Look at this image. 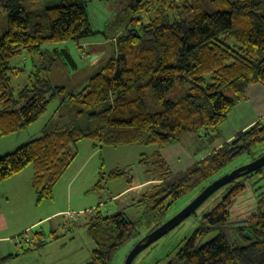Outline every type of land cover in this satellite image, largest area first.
I'll list each match as a JSON object with an SVG mask.
<instances>
[{"label": "trees", "instance_id": "1", "mask_svg": "<svg viewBox=\"0 0 264 264\" xmlns=\"http://www.w3.org/2000/svg\"><path fill=\"white\" fill-rule=\"evenodd\" d=\"M114 2L125 3L132 17L114 36L113 55L80 86L66 90L53 84L50 72L57 58L76 68L67 47L42 46L73 41L81 49L83 39L106 37L91 27L86 1L32 7L26 0H0V137L37 120L50 101L59 100L48 130L0 154V183L32 165L36 203L52 198L80 140L161 149L190 133L202 141L200 150L206 149L219 139L220 125L246 98L245 90L254 83L264 85V0ZM23 53L38 58H33L28 82L15 94L10 72L21 68L9 63ZM262 142L264 123L258 121L177 174L155 152L152 163L160 180L139 200L149 203V229L163 222L178 198L200 191L236 158L259 156L253 149ZM100 174V179H113L123 171ZM254 176L255 205L246 218L232 222L228 207L244 192V181ZM224 188L221 199L202 215L196 229L177 246L175 260L167 264H264V167ZM83 224L95 244L86 264H111L136 232L123 212L104 215L97 210ZM37 234V242L26 251L45 246Z\"/></svg>", "mask_w": 264, "mask_h": 264}, {"label": "rangeland", "instance_id": "2", "mask_svg": "<svg viewBox=\"0 0 264 264\" xmlns=\"http://www.w3.org/2000/svg\"><path fill=\"white\" fill-rule=\"evenodd\" d=\"M26 1L32 7H38L42 4H52L61 0ZM85 1L91 27L105 33L106 37L110 38L109 42L113 47L112 37L122 33L125 27L129 25V19L132 17L130 10L124 6L125 3L116 5L114 0ZM57 44L51 45L49 48L67 47L79 67L87 64L85 62L86 57H81V50L73 41ZM33 58L37 61L38 54L32 56L23 53L10 61V67L21 68V71L15 69L14 73L10 72L11 83L15 94L28 82V76L34 70ZM58 66H63L60 58H57L51 67L50 75H53L52 78L55 82L57 81V73L55 70L58 69ZM70 71L67 68H63L62 75L66 74L67 76H71ZM58 103L59 100L57 98L50 101L45 112L37 120L16 132L0 137V142L13 140L15 143L18 142L17 145H19L20 143H25V141L40 136L43 130L50 128L48 123H50L49 121ZM189 134L185 133L181 141L182 139L186 140ZM201 143L202 141L198 140L193 147L196 146L201 149ZM92 144L94 147H92ZM156 148L155 145L142 143L112 146L103 145L99 141L90 139L80 140L77 143V156L65 173L55 183L52 190V198L43 199L40 203L33 202L31 205L32 212L36 216L41 212L49 213L54 209H61L63 211L58 214L59 216L44 219L36 228L29 229V232L27 230L26 232L30 234L31 238L33 236L32 242L29 243L20 239V233L15 237L17 241H22L25 250V248L33 247L32 243L37 242L38 234L36 235V232H38L41 234L43 240L46 241L45 246L40 249H30L27 251L19 249L17 251L20 254L18 257L3 262L2 264H86L95 244L87 226L83 223L88 216H91L97 210H100L104 215L123 212L134 223L136 232L120 247L111 261V264H124L128 253L147 234L151 223L146 221L149 203L145 201L139 202L144 190L140 188L137 190H134L135 188H129L119 195L118 193L128 188L132 183L131 180L138 181V179L146 178L145 171L147 172L149 170L152 172V169H150L151 154ZM210 148L209 146L206 149L199 150V153L194 154V157H197V160L201 159ZM254 152V155L264 152V142L256 146L253 149ZM91 153H93L92 156L87 160ZM141 157L146 159L140 165L138 160ZM251 159L248 155L236 158L222 168L216 177L248 163ZM28 166V168L32 169L31 164ZM114 169L123 171V174L113 179H100V173L106 174ZM256 179H258V176H254L252 180L244 181L246 186L244 192L233 198L232 203L229 205L228 211L232 222L246 218L253 209L252 207L255 205V191L252 189L251 182ZM198 192V189H195L178 198L161 220H168L175 215ZM224 193V187L213 193L194 213L184 219L178 226L142 250L134 258L132 264H167L169 261L175 260V250L179 243L196 229L202 215L211 209L221 199ZM79 211L87 212L76 221L69 219L65 215L67 212L76 213Z\"/></svg>", "mask_w": 264, "mask_h": 264}, {"label": "crops", "instance_id": "3", "mask_svg": "<svg viewBox=\"0 0 264 264\" xmlns=\"http://www.w3.org/2000/svg\"><path fill=\"white\" fill-rule=\"evenodd\" d=\"M112 39L113 47L109 42L110 38L105 37L103 34H97L93 37L83 39L80 42L82 46L80 55L81 57H86L85 62L87 64L83 65V67H79L74 57L70 54L76 68H71L62 61L63 66H58V69L55 70L57 73V81L55 82L52 78L53 75H50L53 84L62 86L66 90H72L80 86L88 77L97 72L105 61L113 55L115 37ZM51 45L58 44H45L42 46V49H50L49 46ZM88 57L90 58L88 59ZM63 68L71 70L70 73L72 75H62ZM245 97L243 101L236 103L232 107L226 121L220 125L219 139L210 145V151L230 141L239 132L249 129L256 122L260 121L264 123V85L260 83L250 85L245 90ZM196 141L198 140L192 134H189L186 140L182 139L181 141L180 139L161 149L156 148L153 150L151 154L152 160L150 161V169H152V172L147 170V172L145 171L146 178L138 179V181H134V179L131 180L132 183L129 187L120 191L118 195L129 188H135L134 190L140 188L145 191L151 184L159 182V171L152 163L153 154L157 151L166 162L172 174H177L193 165L197 162V157H194V154L199 153L200 150L196 146L193 147ZM17 144L18 142L15 143L13 140L0 142V154L13 150L23 143ZM92 147H94L93 144ZM93 153L88 156L87 160L90 159ZM140 159L138 162L141 165ZM28 167L29 166L25 167L19 173L0 183V260L7 257L4 262L18 257L20 255L17 252L19 249L26 251L27 248L24 250L22 241H17L15 238L19 233L21 234V231L24 232L27 229L36 228L44 219L59 216L58 214L63 211L61 209H54L49 213L41 212L37 214V216L33 214L31 205L35 202L36 195L31 184L33 168L31 169ZM2 263L3 262L0 264Z\"/></svg>", "mask_w": 264, "mask_h": 264}, {"label": "water", "instance_id": "4", "mask_svg": "<svg viewBox=\"0 0 264 264\" xmlns=\"http://www.w3.org/2000/svg\"><path fill=\"white\" fill-rule=\"evenodd\" d=\"M264 167V152L248 163L236 167L233 170L217 176L206 184L197 195L180 211L173 215L168 220L163 221L158 226L149 229L147 234L142 237L128 253L124 264H132L134 258L145 248L156 242L159 238L164 236L170 230L178 226L184 219L189 217L194 211L213 193L227 184L235 181L237 178L252 173Z\"/></svg>", "mask_w": 264, "mask_h": 264}, {"label": "built area", "instance_id": "5", "mask_svg": "<svg viewBox=\"0 0 264 264\" xmlns=\"http://www.w3.org/2000/svg\"><path fill=\"white\" fill-rule=\"evenodd\" d=\"M86 212L87 211H79V212H67L65 215L69 218V219H71V220H77L78 218H80V217H83L84 216V214H86ZM81 215V216H80ZM27 230H29V229H27ZM27 230H25L24 232H22L19 236H20V238L22 239V240H24L25 242H32V240H33V236H32V238H31V236H30V234H28L26 231Z\"/></svg>", "mask_w": 264, "mask_h": 264}, {"label": "bare ground", "instance_id": "6", "mask_svg": "<svg viewBox=\"0 0 264 264\" xmlns=\"http://www.w3.org/2000/svg\"><path fill=\"white\" fill-rule=\"evenodd\" d=\"M27 166V165H26ZM150 226V225H149ZM28 232H29V230H28ZM21 239V238H20Z\"/></svg>", "mask_w": 264, "mask_h": 264}]
</instances>
